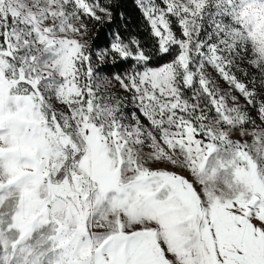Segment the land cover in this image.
<instances>
[{
    "label": "snow or ice",
    "instance_id": "1",
    "mask_svg": "<svg viewBox=\"0 0 264 264\" xmlns=\"http://www.w3.org/2000/svg\"><path fill=\"white\" fill-rule=\"evenodd\" d=\"M133 3L0 0V264H264V0Z\"/></svg>",
    "mask_w": 264,
    "mask_h": 264
},
{
    "label": "trees",
    "instance_id": "2",
    "mask_svg": "<svg viewBox=\"0 0 264 264\" xmlns=\"http://www.w3.org/2000/svg\"><path fill=\"white\" fill-rule=\"evenodd\" d=\"M125 9L130 15V19L133 27L137 26L140 23V15L138 10H136L133 0H122ZM104 38H101V43H103Z\"/></svg>",
    "mask_w": 264,
    "mask_h": 264
}]
</instances>
